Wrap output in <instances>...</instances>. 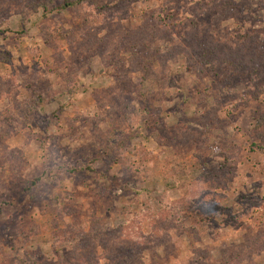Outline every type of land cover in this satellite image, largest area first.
<instances>
[{
  "label": "rangeland",
  "instance_id": "374dc122",
  "mask_svg": "<svg viewBox=\"0 0 264 264\" xmlns=\"http://www.w3.org/2000/svg\"><path fill=\"white\" fill-rule=\"evenodd\" d=\"M67 1L0 0V264H264V0Z\"/></svg>",
  "mask_w": 264,
  "mask_h": 264
},
{
  "label": "trees",
  "instance_id": "16d2710c",
  "mask_svg": "<svg viewBox=\"0 0 264 264\" xmlns=\"http://www.w3.org/2000/svg\"><path fill=\"white\" fill-rule=\"evenodd\" d=\"M76 1H80V0H74V1H67V2H63V3H61V4H57V5H54L53 7H51V9H47L48 8V6L47 5H43V9L46 11V10H48V11H53V10H61V9H63V8H65V7H68V6H71L72 4H75L76 3ZM51 4V3H50ZM71 172H74L75 170L74 169H71L70 170Z\"/></svg>",
  "mask_w": 264,
  "mask_h": 264
}]
</instances>
